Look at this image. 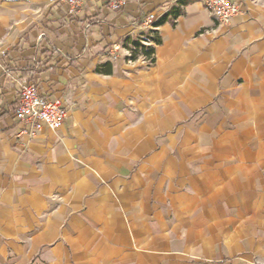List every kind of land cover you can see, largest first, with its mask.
<instances>
[{"label": "crops", "instance_id": "1", "mask_svg": "<svg viewBox=\"0 0 264 264\" xmlns=\"http://www.w3.org/2000/svg\"><path fill=\"white\" fill-rule=\"evenodd\" d=\"M110 1L0 0V264H264V0H183L152 64L125 40L181 0ZM27 83L60 129L23 134Z\"/></svg>", "mask_w": 264, "mask_h": 264}, {"label": "built area", "instance_id": "2", "mask_svg": "<svg viewBox=\"0 0 264 264\" xmlns=\"http://www.w3.org/2000/svg\"><path fill=\"white\" fill-rule=\"evenodd\" d=\"M84 1L51 0V2L66 6L69 14H73L81 8ZM202 2L217 24L222 27H227L230 20L239 13V7L233 0H202ZM124 4V0H111L109 6L111 10L118 11ZM156 21V16L150 14L144 19L139 28L141 30L152 29ZM143 44L148 43L143 42ZM114 50H117V48L114 47ZM5 54L6 50L0 46V57L5 56ZM67 116V107L61 99L41 95L33 84L27 83L21 86L19 103L14 112V118L27 124L28 129L24 130L23 134L32 138L42 126L51 131H57L63 126Z\"/></svg>", "mask_w": 264, "mask_h": 264}, {"label": "trees", "instance_id": "3", "mask_svg": "<svg viewBox=\"0 0 264 264\" xmlns=\"http://www.w3.org/2000/svg\"><path fill=\"white\" fill-rule=\"evenodd\" d=\"M185 5L186 2L183 0L178 2V5L172 7L165 15H163L158 21H156L153 25V29L146 35H143L142 38H127L124 45L130 50L129 59L135 60L139 55H142L150 61V64H152L154 61L153 45H159L161 43V39L156 28L165 23L174 25L175 20L184 13L183 7ZM143 42L148 44L144 45ZM149 43L151 44L149 45ZM96 72L103 75H110L112 73V65L110 63H107L99 66L96 68Z\"/></svg>", "mask_w": 264, "mask_h": 264}]
</instances>
